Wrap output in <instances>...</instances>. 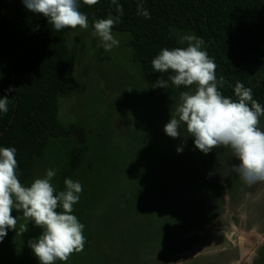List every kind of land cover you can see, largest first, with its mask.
<instances>
[{
  "label": "rangeland",
  "instance_id": "1",
  "mask_svg": "<svg viewBox=\"0 0 264 264\" xmlns=\"http://www.w3.org/2000/svg\"><path fill=\"white\" fill-rule=\"evenodd\" d=\"M92 31L66 33L74 56L58 110L64 126L85 128L82 163L69 170L75 134L53 138L23 184L54 169L56 189L65 179L82 185L72 214L84 225V250L55 264H264V182L249 185L232 172L239 161L230 149L204 164L187 138L177 153L184 137H169L164 126L180 94L150 92L130 32L112 31L120 43L106 52ZM173 32L178 40L195 35ZM41 232L17 217L0 241V264H40L28 241Z\"/></svg>",
  "mask_w": 264,
  "mask_h": 264
},
{
  "label": "trees",
  "instance_id": "2",
  "mask_svg": "<svg viewBox=\"0 0 264 264\" xmlns=\"http://www.w3.org/2000/svg\"><path fill=\"white\" fill-rule=\"evenodd\" d=\"M118 2L123 15L112 31L131 33L128 45L152 94L163 99L165 92L179 95L188 90L176 88L171 81L167 89L152 87L158 78L167 80L172 74L153 72L152 59L165 47H186L173 32L178 28L203 39V50L217 65V79L223 76L227 81L219 89L224 96L235 100L234 87L239 81L264 106V0H143L150 19L137 15L140 0ZM80 11L87 15L91 28L94 19L117 15L111 0H99L94 6L81 3ZM70 30L55 31L45 17L29 12L21 0H0V97H9L8 112L0 113V147L16 148L22 184L51 139L77 136L70 171L80 167L88 147L83 126L66 127L58 118L59 97L68 89L65 72L74 56L66 34ZM9 86L15 91L8 93ZM188 140L194 149L193 139ZM194 150L202 163L213 164L228 148L217 147L207 155ZM12 215L22 217V212L14 210Z\"/></svg>",
  "mask_w": 264,
  "mask_h": 264
},
{
  "label": "clouds",
  "instance_id": "3",
  "mask_svg": "<svg viewBox=\"0 0 264 264\" xmlns=\"http://www.w3.org/2000/svg\"><path fill=\"white\" fill-rule=\"evenodd\" d=\"M21 2L29 12L45 17L59 32L66 28L88 29V17L80 11L81 3L94 6L99 0ZM111 4L115 5L117 15L94 19L91 33L106 52L119 46L112 29L123 15L118 0H111ZM137 15L150 19L143 0L137 3ZM178 42L186 47H165L151 61L153 72L172 73L167 80L158 78L152 87L167 89L171 81L176 88L188 89L180 93L179 103L171 108L164 132L173 139L184 137L177 153L183 151L188 137L193 139L194 149L205 155L217 147L228 148L239 161L230 165L232 172L249 185L264 182V129L259 126L264 106L253 98L252 89L239 81L234 87L235 100L222 94L219 89L227 81L223 76L217 79V65L203 50L202 38L185 34ZM13 91L9 86L7 92ZM8 103V95L0 97V113L8 112ZM16 151L15 147H0V241L8 230H16L17 217L12 215L13 211L22 212L26 222L42 229L38 238L28 241L40 264L68 261L74 252H82L86 243L84 225L72 214L82 185L65 179V188L57 191L51 183L56 176L54 169H48L44 177L34 179L30 186L23 185L17 175ZM58 208L62 211H57ZM25 231L26 228L22 229V233Z\"/></svg>",
  "mask_w": 264,
  "mask_h": 264
}]
</instances>
